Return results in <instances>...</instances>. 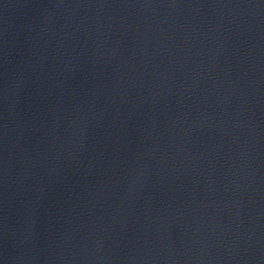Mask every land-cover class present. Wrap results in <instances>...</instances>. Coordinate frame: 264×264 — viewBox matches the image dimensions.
<instances>
[{"label": "water", "instance_id": "water-1", "mask_svg": "<svg viewBox=\"0 0 264 264\" xmlns=\"http://www.w3.org/2000/svg\"><path fill=\"white\" fill-rule=\"evenodd\" d=\"M0 264H264V0H0Z\"/></svg>", "mask_w": 264, "mask_h": 264}]
</instances>
